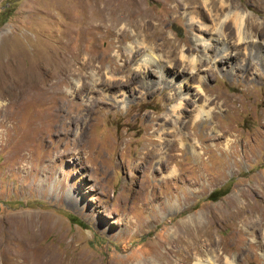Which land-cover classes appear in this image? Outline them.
Instances as JSON below:
<instances>
[{"label": "rangeland", "instance_id": "obj_1", "mask_svg": "<svg viewBox=\"0 0 264 264\" xmlns=\"http://www.w3.org/2000/svg\"><path fill=\"white\" fill-rule=\"evenodd\" d=\"M87 1L0 0V264H195L208 256L186 257L184 226L209 221L217 241L214 264H226V256L264 264V78L252 70L246 78L228 73L213 59L199 66L203 77L196 81L172 69L177 80L190 81L194 104L213 110L212 121L186 118L200 160L188 146L177 148L181 132L158 138L172 117L175 92L157 68L149 74L150 86L160 82L153 90L141 78L128 80L143 55L129 62L136 39L153 45L163 63L190 70L166 41L201 54L202 45L191 39L204 22L197 9L196 24L189 22L193 9L176 7L178 0H139L148 25H127L123 32L125 20L114 30L84 27L81 4ZM233 2L264 22V0ZM215 10L204 6L212 18L205 24H214ZM228 27L236 43L235 28ZM253 31L264 40V24ZM126 57L128 68L115 71ZM108 70L123 82L114 93L101 92L100 75L108 77ZM194 104L187 100L184 117ZM164 155L167 164L159 165ZM218 188L225 193L208 199ZM235 195L258 216L257 234L226 219L237 209L230 206ZM215 212L221 221L214 223Z\"/></svg>", "mask_w": 264, "mask_h": 264}, {"label": "bare ground", "instance_id": "obj_2", "mask_svg": "<svg viewBox=\"0 0 264 264\" xmlns=\"http://www.w3.org/2000/svg\"><path fill=\"white\" fill-rule=\"evenodd\" d=\"M208 4H210L212 8H215L218 10V11L215 10V13L213 14L215 17L213 18V22H214V24L212 23L213 25L205 24L208 18L210 17V15L207 13L210 10L205 12L203 11V8L204 6H208ZM201 5H204V6H201ZM176 7H179V8L183 7V8H186L187 10L191 9L190 12H192V9H193L192 14H189L190 23L196 22L195 20L196 17L194 15L196 9H197V13L201 16L202 21H204V22H200L199 24L202 26L198 29L200 32L199 31L194 32L191 38L195 44L202 45L201 54L199 56L189 55L186 51L193 52L192 50L189 49V47H188L189 50L187 48L177 50L178 46L174 42L169 41L168 39V41L166 42H168V44H170L171 47L175 49V51L177 52L179 51L178 56L182 60L186 61V67L188 66L190 68L189 71L187 69L181 70L182 68L180 69L179 67H175L170 62L163 63V60H161L162 58H160L155 53L153 45H149V43H146L145 41H143L144 39L141 41L136 39L137 45L135 47L130 46L128 48V51H129L128 54L130 55L129 62L133 61L136 58V56H138L141 53V50H143V55L139 59H137V61L135 62L136 70H134V72L135 71L137 72L136 76H133L131 77V79H128V80L129 81L137 80L138 78H141L144 80L146 85L150 87L151 90H153L155 89L153 87L157 88V85H159L160 82L156 81L153 83L152 86H150L149 74H150V70L152 66L157 68L156 73L159 77V80H161L162 82L164 81V82L169 83V86H173V89L175 92L172 94L173 95L172 97L170 96V100H174V102L169 104L170 106L168 110L172 117L165 118L169 123H164L163 127L160 126L162 127L161 129L162 131H160L161 133L159 132L160 134H158V138L163 139V140H168L166 139V136H173L174 133L176 134V133L181 132L178 135L176 134L177 135L176 137H179V138L182 137L180 138V142H181L180 146H179L178 139H175V145L177 146V148H180L181 150H185L184 149L185 146H188L190 149V152H192L200 160H202L203 158L200 155V150H199L200 147L198 146V144L196 142L189 143L188 138L190 134H188L187 133L188 131L186 130V118L188 122L197 121L199 118H209L212 121L213 120V110L210 111L209 106L205 105L204 103L194 104L197 102V100L196 98L193 99V97L191 96V93H189L191 90L190 81L188 80L186 76H183L181 79L177 80L176 78L178 75L171 74L172 69H176L178 72H181V73L190 72V79H192V81H196V79H201L203 77V75H201V69L199 68V66L213 59L215 67L225 70L228 73H231L234 75L241 74L244 78H246L249 74V71L252 70L253 75L255 77L260 78V79L264 78V40H262L259 37V34L257 33H256V36H254L255 31H253V27H256L258 25H263L264 22H258L257 19L252 17L250 13H247L243 8H241L240 5H238L237 3H234L233 0H180V1L178 0ZM198 8H200V11L198 10ZM81 13H82V18H83L82 24L85 25L84 27H87V28L90 25H94L97 28L101 27V29H106V30L113 29L114 30L115 28H117L116 26H118L120 23H122L125 20V23H124L125 28L124 27L121 28V31L125 32L124 30L126 29L127 25H134L136 27L139 26L141 28H145L149 23L148 18H146L147 12L143 7H141L139 0H89L87 2H82ZM95 15H98L97 19H95ZM229 24H231L235 28L234 38H235L236 43H233L230 40V37L232 35L229 32V27H228ZM207 29H209V32H212V35L210 34L211 35L210 37H207L203 34ZM227 31L229 32L230 36H228ZM120 36L127 38V35L123 33H120ZM158 36H159V33L158 32L155 33L154 37H156L155 38L156 40ZM238 44H239V47L237 49ZM241 46H244V54L240 53ZM235 49H237L236 52H233ZM242 56H245L244 63H242V59H240ZM127 57L124 58V63L121 66H119L118 68H115V71H122L123 68H128L127 66L130 63L128 64ZM180 58H178L179 61H180ZM226 61L230 62L229 66L223 65V62H226ZM213 70L214 69L212 67L209 69L210 72ZM106 74L108 75V77L106 76L105 78H103L100 75L99 81L101 79L105 80L102 82L105 85H101V89H102L101 92L104 90L105 91L112 90L114 93L115 90H117L118 87H120L123 84V82H120L122 81L120 79H116L117 77H115L112 73H109V70L108 72H106ZM107 78H111V79H107ZM107 82H111L112 85L106 86ZM32 87L35 88L37 86L31 85L29 88H32ZM38 88L45 90V86L43 85L42 87L38 85ZM87 89H89V87L86 88L85 90ZM198 90L200 91V93H202L201 91L204 92V89L199 88ZM101 92H100V95L102 94ZM16 94H17V91H16ZM198 94L199 93H197V95ZM199 97H200V94H199ZM189 98H191V104H194V106L191 109H187L188 111L187 115L184 114L186 115V117H184L182 115L183 110ZM114 100L116 102H123V100L119 101L117 97H114ZM211 129L214 131L215 135L219 136V130L216 129L215 124H212ZM224 140L225 139H222V141ZM194 155H191V156L193 158H196ZM163 163L167 164L165 155L161 157L159 165L160 164L163 165ZM172 172L173 170L170 173ZM168 178L169 177H166L164 178V180L169 181L170 179ZM240 196L244 197V199L245 197H248L246 189L242 190ZM237 200L238 202L239 201L241 202V200L237 197V195H235V197H232L230 201V204H231L230 206L237 207V209H235L233 212H229L226 215V219L231 220L232 223H239V222L243 223L247 229H251L252 234L253 233L257 234L258 230L260 229L259 222L257 220L259 219L257 218L258 216H255V211L253 209L246 207V205H248L249 203L245 204L244 202H242L241 203L242 205H238ZM219 213L220 212H215L213 215L211 214L212 215L211 218L214 219V223L216 220L221 221ZM212 226H213L212 221H209L207 225L205 226L202 225L201 227L199 226L194 227L196 229L191 228L189 224L184 226L186 235L182 238V241L186 242V250H187L186 257L192 258L195 254H205L208 256L206 257V259L199 258L198 260H196L195 264H214V262H212V258H213V254L216 252L215 244L217 241L213 237V234L211 233L210 229ZM259 245L263 247L264 243L260 242ZM225 261H226V264H239L238 259L235 257H231V256H226ZM40 263L47 264V262L45 261H42ZM124 264H131V263L128 261H124ZM168 264H171V263L168 262Z\"/></svg>", "mask_w": 264, "mask_h": 264}, {"label": "trees", "instance_id": "obj_3", "mask_svg": "<svg viewBox=\"0 0 264 264\" xmlns=\"http://www.w3.org/2000/svg\"><path fill=\"white\" fill-rule=\"evenodd\" d=\"M224 193L225 192H224V190H222V188H218V189H215V190L211 191L209 193V195L207 196V198L210 199V200H216L220 196H222Z\"/></svg>", "mask_w": 264, "mask_h": 264}]
</instances>
